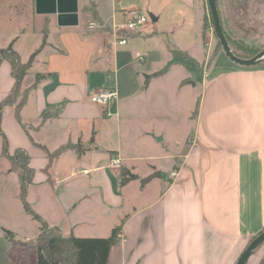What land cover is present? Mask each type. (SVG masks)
<instances>
[{
	"label": "crops",
	"instance_id": "obj_1",
	"mask_svg": "<svg viewBox=\"0 0 264 264\" xmlns=\"http://www.w3.org/2000/svg\"><path fill=\"white\" fill-rule=\"evenodd\" d=\"M197 1L0 0V50L27 62L45 41L2 107L14 79L0 60V130L9 153L28 154L26 200L63 236L106 238L120 226L106 264H236L264 229V61L239 66L222 50L208 59ZM166 7L167 30L147 23L115 43L113 25L129 11L147 8L158 22ZM130 53L149 60L136 66ZM176 70L172 100L191 98L179 137L165 126L173 108L154 95ZM102 88L117 91L108 107L90 101ZM68 143L78 148L49 159ZM2 144L0 135V264H37L26 242L40 223L24 209ZM114 156L119 168L108 167ZM123 170L138 177L121 184ZM263 256L264 243L245 264Z\"/></svg>",
	"mask_w": 264,
	"mask_h": 264
},
{
	"label": "trees",
	"instance_id": "obj_2",
	"mask_svg": "<svg viewBox=\"0 0 264 264\" xmlns=\"http://www.w3.org/2000/svg\"><path fill=\"white\" fill-rule=\"evenodd\" d=\"M222 30L224 35L226 36L225 30L223 28ZM226 39L232 53L237 57L250 58L259 52L254 50L251 46L245 48L244 50L231 48V41L227 36ZM232 42L234 44L236 43L234 41ZM44 43L45 41L42 42L41 46H43ZM41 46L30 55L27 62H23L20 59L19 55L11 48V46H8L6 49L0 50V60L7 59L9 61L11 65V74L14 79V83L10 90V93L1 102V107L5 104L13 102V100L15 99L18 88L20 86V82L24 75L28 72L30 64ZM217 50L218 49H214V52H216ZM213 56L214 53L212 54V57ZM262 61H264V59ZM161 72L162 71L155 74L158 75L161 74ZM0 135L3 137L2 154L10 160L11 170L17 172V175L19 177V196L22 200L24 209L28 211L33 216V218L40 223V233L36 238L26 242L27 245L36 248L37 264H106L110 248L118 238L120 226L114 227L110 236L106 238H82L76 237L74 235L63 236L56 226L49 225L37 212H35L32 209L30 203L26 200L27 187L31 183L33 176V169L28 165L29 157L27 152L23 148H16L12 153H9L7 140L1 130ZM69 148L76 149L78 148V146L76 144L74 145L70 143L60 146L55 151L48 153L49 159H53ZM156 175L157 173H152L147 177L142 178L141 184L146 183ZM137 177L138 176L136 174H133L128 170H123L121 171L120 183L125 184L126 182L136 179ZM4 231L7 234L10 233L8 230ZM258 264H264V256L260 259Z\"/></svg>",
	"mask_w": 264,
	"mask_h": 264
},
{
	"label": "rangeland",
	"instance_id": "obj_3",
	"mask_svg": "<svg viewBox=\"0 0 264 264\" xmlns=\"http://www.w3.org/2000/svg\"><path fill=\"white\" fill-rule=\"evenodd\" d=\"M215 3L220 17V22L222 24V28L225 30L226 36L231 41V42L229 41L230 44L232 45L231 48H235L237 50L239 49L244 50L245 48L251 46L256 51H261L264 49V0H216ZM196 4H198V6H200L201 4V11L203 12L202 40L204 47L208 52L207 58L209 59L214 49L222 50V48L215 35V30L213 27V19L211 17L210 10L208 9L207 1L200 0L199 2L197 1ZM147 8L143 9V11L140 12L141 13L143 12V14L147 16L148 24L152 25V23H155L154 25L156 29L167 30L169 26L173 24L174 11H172L171 9L168 10L169 7H166L158 22H152L151 18L149 17V13H150L148 11L149 9ZM147 23H145L142 27H144ZM166 38L170 42L168 37ZM194 38H195V31L192 28L191 31L188 30L187 35L183 39V42H186L188 40L191 41V39L193 40ZM232 41L236 43L234 44ZM144 49H145L144 47L138 48V50L140 51H144ZM158 50L159 49H155V52L153 53V55H155L154 56L155 60L157 57H161V54ZM181 54L175 53L176 61L178 59L183 60ZM135 57L136 56H134V53L129 54V58L132 59V62L136 66L144 65L149 60V58H147L146 56L144 61H139ZM185 58L189 61V59L186 56ZM196 69H198V67ZM180 75H182L181 71L176 70L174 73L170 74L169 79L166 82H164L165 84L159 83L154 90V95H156V97L159 98V101H162L164 105L162 109L169 108V111L170 110L172 111L173 108V121L171 120L168 121V123H165V126L171 127L172 124L174 123L173 133L175 136L178 137L180 136L182 130L181 127L184 122L186 110L191 102V98L188 97L186 93L182 94L181 92L179 93L176 92L172 100V96H171L172 89L174 87V90L176 91V84L178 82ZM133 123L134 122H131L128 125Z\"/></svg>",
	"mask_w": 264,
	"mask_h": 264
},
{
	"label": "built area",
	"instance_id": "obj_4",
	"mask_svg": "<svg viewBox=\"0 0 264 264\" xmlns=\"http://www.w3.org/2000/svg\"><path fill=\"white\" fill-rule=\"evenodd\" d=\"M147 16L138 10H131L127 13V16L123 22L113 25L115 32V43L117 45H124L128 42L127 34L135 32L141 29V27L147 23ZM93 26V25H91ZM136 58L143 60V55L136 54ZM117 99V91L112 88H102L93 91L90 95V101L108 107L111 102ZM122 164V160L118 156H114L108 163L109 168H119ZM175 175V171L170 172V176Z\"/></svg>",
	"mask_w": 264,
	"mask_h": 264
},
{
	"label": "water",
	"instance_id": "obj_5",
	"mask_svg": "<svg viewBox=\"0 0 264 264\" xmlns=\"http://www.w3.org/2000/svg\"><path fill=\"white\" fill-rule=\"evenodd\" d=\"M208 9L213 18V27L216 33V37L221 44L222 50L225 55L235 64L243 67H250L259 64L264 59V49L259 51L256 55L250 58H240L234 55L230 49V46L226 40V37L222 30L220 17L216 8L215 0H206ZM149 17L152 21L156 20L152 13H149ZM264 243V229L257 234L247 245L244 251L239 256L236 264H245L249 256L262 244Z\"/></svg>",
	"mask_w": 264,
	"mask_h": 264
}]
</instances>
